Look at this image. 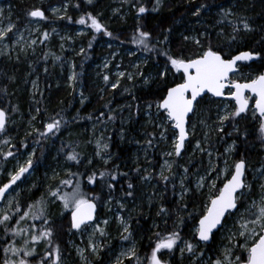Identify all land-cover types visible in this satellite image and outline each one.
I'll use <instances>...</instances> for the list:
<instances>
[{"label": "trees", "instance_id": "1", "mask_svg": "<svg viewBox=\"0 0 264 264\" xmlns=\"http://www.w3.org/2000/svg\"><path fill=\"white\" fill-rule=\"evenodd\" d=\"M6 1L11 3L17 17L20 18L17 28L32 19L28 16V12L34 8L45 10L47 19L40 21L42 36L38 42L41 48L37 53L28 58L0 60V89H7L6 92L0 91V108H4L8 113L7 130L0 133V152L12 151L14 155L31 154L32 167L29 170L33 174L31 178L27 177L28 173L24 174L21 179L24 182L28 181L25 184L26 188L14 198L11 207H7L3 213H0V218L3 214L13 215L10 226H15L14 221L20 214L27 211L29 204L34 203L42 195L45 199H52L47 195L49 186L53 188L59 186L62 192L70 193L77 182L81 190L89 197L100 196V200L96 202L97 217L104 218L102 205L105 202L111 199L114 205L120 200L132 203L139 199L143 194L144 183L147 182L142 177L150 175L149 180L156 185V190L146 192L150 197L149 200L142 201L137 213L132 215L129 221L132 236L129 240H123L121 235L110 245L105 242L104 251L101 253L102 264H111L119 241L123 244L135 241L140 264H147V257L157 240L156 233H160L161 236L167 235L176 229L178 218L181 217L184 222L178 230L182 241L199 243L194 237V232L208 201L205 191H195V176L207 170L205 155L200 154L199 157L187 159L186 155L192 143L190 140L183 155L179 158L173 156L171 159L172 162L174 161L172 173H165L174 178L168 182L161 181L159 173L165 159L162 154L166 150V145L161 141L159 130L155 127L150 128L145 122V109L148 104H153L150 109L153 113L157 112L155 102L159 101L164 94V87L180 82L179 74H176L175 80L170 75L168 84H162L158 73L162 70L166 57L159 53L167 51L171 55L182 53L189 56L202 51L203 49L195 45L193 38L199 39L205 49L211 44L214 49L221 50L224 54L236 55L240 51L247 50L264 52V42H261L264 38V0H239V7L236 6L237 0H194V2L161 0L159 5L156 4V0H132L131 3H126L124 0H94L91 5L87 4L86 0H51L41 5L37 0ZM65 3L68 6L65 15L62 16L63 19L49 15V6ZM76 4L80 7H75ZM200 4H206L208 7L203 9L199 16H194L193 12ZM139 6L146 7L148 11L138 14ZM153 7H157L158 10L152 11ZM229 8L235 12V15L225 19L221 9ZM87 13L97 16L112 36L109 37L102 32L97 33L89 26V34L74 39L75 30L81 25L77 21L81 16L87 20ZM69 17L71 20L68 19ZM241 17L247 18L255 31L241 32L237 40L233 42L231 41L232 23L239 24ZM138 27L142 31L151 33L148 43L152 51H147L142 45L133 42V37L138 35ZM66 31L70 32L71 38L65 50L58 49L55 36L57 33ZM44 32L49 33L47 40L43 39ZM185 36L189 39L185 40ZM108 42L117 44L121 52L125 50L136 52L145 60L144 65L138 69V77L130 81L121 80L116 89L111 86L112 78L101 85L95 83L91 77L93 65L102 57L109 55V50L104 47ZM69 66L72 68V74H77L71 88L67 86ZM241 69H249V76H255L264 71V63L259 60L249 64L244 63L240 66ZM146 80L148 83H145ZM33 81L36 82L37 93L32 92ZM208 97L205 96L198 107V110L205 112L206 121L211 116V101H207ZM37 108L40 109L39 113L36 111ZM109 116H113L114 119H108ZM33 117L35 119L31 124L34 128L31 130L27 127L26 121ZM51 118L61 119L59 131L49 133L47 137H41L39 132L45 131L44 125L50 122ZM258 122V118L254 121L248 119L239 121L235 123L239 132L233 130L232 124L230 125L233 130L231 136L226 135L230 131L224 129V132L216 133L209 140L207 148L215 155V165H218L219 169L222 168V162L226 158L224 150L233 141L236 148L229 159L231 163L241 158L245 159L248 165L246 181L249 182L251 179L249 174L251 170L258 167L260 163L264 164V139L259 131ZM94 123L112 125L108 147L111 160L107 164L95 155V148H93L95 133L92 132ZM166 134L170 144L173 139L172 129L169 128ZM5 139L10 141L8 145L3 144ZM149 140H152L151 146L147 143ZM73 150L80 154L82 158L80 164L66 160V155ZM142 151L146 153V158L150 161L146 163L141 161L139 155ZM89 159L92 160L91 164L87 163ZM55 164L64 165L65 171L59 178H55L56 180H51V169ZM9 165L5 162L4 156L0 155V186L8 182L5 173ZM147 166H150V171L145 170ZM184 167L189 169L186 184L193 188V191L181 201L178 178L183 175ZM69 172L78 173V175L69 176ZM93 172L97 174L94 185L89 184L87 179ZM100 172H106L109 175H106L104 180H100ZM125 173L127 175H124ZM112 175H116L115 181L111 179ZM65 179L71 180L72 184L61 185L60 181ZM226 179V175L218 179L217 187H222ZM19 181L16 184H19ZM108 183H112L115 187L109 190ZM128 183L134 186L132 197L125 195L129 190ZM215 194L214 192L213 195ZM17 203L20 206L19 213L16 212ZM184 204H187L186 209L183 207ZM55 205L48 204L47 216L56 229L54 240L60 245L62 264H76L69 243L74 240L76 234L68 231L70 213L63 210L59 200ZM58 206L60 209L52 214V210ZM125 206L127 209V204ZM162 207L167 210L166 213L157 215ZM125 210L122 212L124 213ZM189 213L193 215L189 216ZM226 223L227 220L225 225ZM33 225L35 228L32 230L37 233L45 227L42 219L31 218L21 222L20 226ZM220 230L216 232L210 244L197 248L195 256L186 252L181 259L177 249L172 253L164 250L162 258L170 261V264H210V259L221 257L218 249ZM12 241L13 237L5 236L0 228V262L4 256L3 246ZM22 241L23 237L15 238L17 246H22ZM179 246H183V243L180 242ZM35 247L38 254L43 256L46 249L45 243L41 241ZM201 252L203 256H200ZM91 264H101V261L95 259ZM124 264H136V259H125Z\"/></svg>", "mask_w": 264, "mask_h": 264}, {"label": "snow or ice", "instance_id": "2", "mask_svg": "<svg viewBox=\"0 0 264 264\" xmlns=\"http://www.w3.org/2000/svg\"><path fill=\"white\" fill-rule=\"evenodd\" d=\"M126 3H131L132 0H124ZM194 2V0H191ZM86 3L91 5L94 0H86ZM161 0H156V4L159 5ZM237 7H239V0H237ZM75 7L79 8L80 5L76 4ZM208 7L206 4H200L193 12L194 16H199L201 11ZM157 7H153L152 11H157ZM53 14L61 11L60 8H51ZM63 11H67V5L64 6ZM148 9L144 6L138 7V14H143L147 12ZM222 15L225 19L229 16H234L235 12L229 9H221ZM2 12V10H0ZM28 16L33 19L46 20L47 16L45 10L42 8H34L28 12ZM87 20L84 16L77 21L79 24L84 25L87 21H90V27L94 29L97 33H103L109 37L112 33L107 31L104 25L100 22L97 16H93L91 13H87ZM63 19L64 17H60ZM71 20V18H68ZM240 23H232L231 41L235 42L237 36L241 33H249L255 31L252 25L249 23L247 18L241 17ZM222 22V21H221ZM15 25L9 23L7 27H0V45L3 48H8L9 45L5 42L11 40L12 37L9 35L14 32ZM55 31V29H53ZM138 35L133 37V42L137 45H142L145 50L152 51L149 48V40L151 38V33L147 31H142L137 29ZM49 38V33H43V39L47 40ZM22 35L15 43L19 44L22 40ZM185 40L189 37L185 36ZM167 40V37H165ZM193 42L203 49L198 53H193L192 55L185 56L184 54L171 55L169 52H160L159 55L166 57L165 64L162 70L158 73V77L163 85L168 84V78L171 75L173 80L176 78V74H179L180 82H175L171 86L164 87V94L161 95L159 101L155 102V107L157 109L158 116L163 117V122L158 125L163 131L160 132V138L167 140L168 137L165 133L169 128L172 129L173 139H172V151L164 153L168 157H181L184 153L186 141L189 139L190 134L195 130V124H190V119L192 115L196 114L197 108L200 106L201 101L204 99L206 94H211L214 98H223L224 100L234 101V107L231 111H228V105H225L223 110V115H218L219 122V132H224V124L226 121L235 122L237 118H243L242 114L249 112V103L254 101V107L252 111V117L261 120L259 131L262 138H264V71L256 74L255 76H249L241 82L239 79L234 77L240 73V63L239 62H251L259 60L264 63V52L256 50L240 51L236 55L224 54L221 50L214 49L211 44L205 49L203 44L199 39L193 38ZM264 42V38L262 41ZM36 41H31V44H35ZM260 43V42H258ZM91 43L89 44V47ZM83 51V50H82ZM6 53L0 49V55H5ZM47 71V69H45ZM124 73H119V76H123ZM77 74L73 73L69 79L75 81ZM104 81L107 83L109 77L105 75L103 77ZM131 79V76H129ZM145 83H148L146 80ZM33 87H36V82L33 81ZM119 87V83L112 84V88L116 89ZM227 89V91H226ZM0 91L6 92L7 89L3 88ZM250 93V95H246ZM153 104H148V108L151 109ZM15 111V109H13ZM37 113L40 109L37 108ZM59 115V114H58ZM103 115V113H101ZM91 118V117H89ZM35 119V117H33ZM108 119H114L113 116H109ZM8 123V113L4 108H0V133L6 132V125ZM203 123V121H201ZM61 127V119L51 118V121L44 125L45 131L39 132L41 137H47L49 133L58 132ZM233 130L239 132V129L233 123ZM38 131V130H37ZM226 135L231 136L232 133H226ZM10 141L5 139L3 144L8 145ZM148 145H152V140L147 141ZM25 147L27 145H24ZM14 147V145H13ZM97 147L101 148L99 142ZM108 144H104L101 150L106 151L108 149ZM236 144L235 141L231 145H228L224 150V155L228 156L235 151ZM195 149L205 152L206 149L203 148L200 142H197ZM100 151H97L96 155L100 156ZM209 157L212 156L211 152L207 153ZM5 159L7 157L13 156L12 151L0 152ZM80 154L73 150L71 153L66 155V160L69 162H74L75 164L81 163ZM110 159V158H109ZM108 163V160L104 161ZM88 164L92 163V160L87 161ZM173 162L165 160L164 165L161 167L159 174V179L164 182H168L174 177L171 175H166L167 171L169 174L172 173ZM225 167L219 169L218 165H211L206 175L197 176L195 182V191H201L205 187V183L208 182L209 188V199L208 203L204 206L203 213L200 215L198 220V226L195 229L194 237L198 242H203L205 245L213 240L215 232L224 228L225 222L229 216L238 215V219L233 227L236 231L229 229L228 245L225 246L222 251V258L217 257L214 260L210 259V264H264V182L260 183L259 188V199H254L252 197L253 185L246 181V171L248 165L245 159L241 158L234 161L231 165L228 164V159L224 160ZM32 167L31 158L28 159L26 166H21L15 173H8L9 179L7 183L0 186V200L5 199V194L21 180L25 173L29 171ZM139 172V169H137ZM262 181H264V165L257 170ZM213 173H216L215 178L212 177ZM189 169L187 167L183 168V176L179 181L181 188L180 200L183 201L185 196L193 191V188L186 184L188 180ZM69 176H76L78 173L69 172ZM109 175L106 172H100V180H104L105 176ZM124 175H127L126 173ZM221 175H226L227 179L223 182L222 187H217L216 181L221 178ZM151 177L143 176L142 179L149 180ZM55 179V176L53 177ZM89 184H96L97 174L93 172L87 177ZM111 179L115 181L117 179L116 175H112ZM255 179V177H254ZM61 185L69 186L72 181L69 179L61 180ZM107 187L109 190L113 189L115 185L108 183ZM133 184L128 183L127 188L129 189L125 195L128 197L133 196ZM175 187V185H173ZM215 192V195L212 193ZM48 197L55 198L59 200L62 204L64 211L70 213L69 218V232L83 233L85 230L91 228L92 231L89 233L88 239V249H90L91 254L96 260L101 261V253L104 251V246L96 242L95 237L97 234L100 237H106L108 235L106 231V226L109 224L107 219L103 220L101 223L105 227H101L100 223H97V201L100 200L99 195L88 196L85 192L81 190L79 182L76 183L72 192H62L61 187L57 186L53 188L49 186ZM55 200L45 199L42 195L34 203L29 204L27 211H24L19 215L18 219L14 221L15 226H10V222L13 221V215L3 214L0 218V228H2L3 234L5 236L10 235L13 237L11 243H6L3 246V259L0 264H62L61 259V248L58 243L54 240L56 235V229L52 226V222L47 216V206L49 203H55ZM110 202V201H109ZM9 206H12V201H8ZM16 212H20V206L17 203L15 205ZM121 209L124 208L123 204H120ZM183 207L186 209L187 204ZM243 209V210H241ZM166 209L163 207L157 213H166ZM63 215V212H61ZM189 213V216H192ZM29 218L33 220H43L45 227H42L39 232L32 230L35 226L22 227L21 222L27 221ZM117 220L122 228L121 239L129 240L132 236L131 224L123 216L118 215ZM183 218H178V224L176 229L172 230L165 236H161L160 233H156L157 240L154 242V246L151 248V253L147 257V264H170V261L164 260L163 253L167 250L172 253L174 250L180 252L181 259H183L184 254L187 252L192 255H196L197 245L191 243L190 241L183 240L178 230L180 225L183 224ZM16 237H23L22 246H17L15 242ZM43 241L46 245L45 252L43 256H40L37 252L35 245ZM233 241H236L233 244ZM240 241H243L242 243ZM180 242L183 243V247H180ZM88 249H78V254L86 264H90L87 258L84 256V252ZM246 254V255H245ZM203 256V253H200ZM121 257L127 258L129 260L136 259V264H140L139 258L136 254L135 246L129 248L127 251H121L116 257L114 264H124V260ZM32 258V259H29Z\"/></svg>", "mask_w": 264, "mask_h": 264}, {"label": "rangeland", "instance_id": "3", "mask_svg": "<svg viewBox=\"0 0 264 264\" xmlns=\"http://www.w3.org/2000/svg\"><path fill=\"white\" fill-rule=\"evenodd\" d=\"M17 1V0H16ZM18 1H23V0H18ZM51 0H37L38 4L41 5L42 3H48ZM68 4L65 3L64 5H58V4H53L52 6H49L48 8V13L51 16H55V17H61L65 15V11H63L64 6ZM51 8H60L61 11L53 14L51 11ZM0 10H2V12H0V27H7L9 25V23L14 24L15 28H14V32L10 33L9 35L12 37L11 40H7L5 41L9 47L8 48H3V45H0V49H2L6 54L5 55H0V60L1 59H5L7 61H11V60H17L20 57L22 58H28L31 57L32 55H34L35 53H37L39 51V49L41 48L40 43L38 42L39 38L42 36V26H41V22L37 21L35 19H30L26 24L19 26V28H17V24L20 23V18L17 17V14L15 13L11 3L9 1L6 2H0ZM19 25V24H18ZM86 25V26H84ZM84 25H80L77 27V29L75 30L76 32L74 33L73 37L74 39H78V37L82 36V35H87L89 34V23H86ZM22 35L23 39L20 40V43L17 44L15 43V41L17 39L20 38V36ZM71 35L70 32L66 31V32H61V33H57L55 36V42L56 44H58V49H66L67 46V42L70 40ZM35 40L36 43L35 44H31V41ZM196 45V44H195ZM105 49L109 50V55L102 57V59H100V61H98L97 63H95L92 67V72H91V77L94 79L93 81L97 84H103L104 83V79L103 77L105 75L109 76V78H112V84L114 83H119L121 80L123 79H128L129 81L138 77V69L140 66L144 65L145 60L143 56L137 55L136 52H132L129 50H125L124 52H121L119 50V46L117 44H111V43H106L104 45ZM70 67V66H69ZM119 73H124L123 76H119ZM250 74L249 69H241L240 73L235 76V79H239L241 82H244V79L247 78ZM72 75V68H69L68 74H67V79H68V84L67 86L69 88L72 87V80L69 79V77ZM129 76H131V79H129ZM111 84V86H112ZM32 92L37 93L36 92V87H32ZM207 101H211L210 102V108H211V116L207 119L208 121H206L205 119V112L204 111H200V109L196 110V114L191 116L190 119V124L189 127L191 126V124H195V130L192 134H190L188 142L191 140V145L189 147V151L187 156V159H192L195 157H199L201 156L200 154L205 155V167H207L206 172L202 173L201 175L198 174L199 176H203L207 174V171L209 170L210 164L211 165H215V155H213V153L211 152L210 149L207 148L208 146V142L209 140L214 137V135L216 133H218V128H219V122H218V115H223V110L225 105H228V111H231L232 108L234 107V103L231 100H214L211 97H208ZM253 103L254 101H250V108H249V112L246 114H243V118H237V120L234 123H237L239 121H246L247 119L249 121H254L255 118L252 117V109H253ZM32 121H34V119H30L28 121H26L27 127L30 128L31 130H33L34 127H32L33 123ZM201 121H203V123H201ZM258 124H259V128H260V124H261V120L258 117ZM145 122L146 124L152 128L155 127L156 130H159V133L161 131H163L162 128L158 127L159 124H161L163 122V117L162 116H158L157 112L153 113L148 107L145 109ZM12 124V123H11ZM233 123L231 121H226L224 124V129H228V131L233 132L232 130V125ZM112 129V125H102L99 123H94L92 126V132L95 133V137H94V142H93V148H95V155L97 153V151H100V156L96 157L101 160V161H105L108 160V162H110L111 159L110 155L108 154V150L109 148L104 151L101 150L102 146L104 144H108L109 146V140H110V136H109V132ZM30 130V131H31ZM165 135L167 136V134L165 133ZM264 139V138H263ZM162 143H165L164 145H166V150L164 153L172 151V141L169 144L167 140H163L161 139ZM99 142L101 148L97 147V143ZM187 142V143H188ZM197 142H200L201 146L203 148L206 149L205 152H201L200 150L195 149V145ZM186 143V146L188 145ZM231 145V144H230ZM185 146V147H186ZM208 152L212 153V156L209 157L208 156ZM164 153L162 154V157H165L164 161H163V165L165 160L169 161L170 163L172 162L171 159L172 157H168L165 156ZM229 156H226V158L228 159V164L231 165V160L229 159ZM32 155L31 154H18V155H13L10 157H7V159L4 160L5 162H7L9 165L8 170L6 171L5 175L7 176V178L9 179L8 173H15V171H17L19 169V167L21 166H26L27 165V161L29 158H31ZM139 158H141V161L143 162H147L149 159L146 158V153L144 151H142L139 155ZM225 158V159H226ZM224 159V160H225ZM150 161V160H149ZM105 163V162H104ZM107 164V163H105ZM162 165V166H163ZM264 165L262 163L259 164L258 167H256L255 169L250 171V177L251 179L249 180L248 183H251L253 185V195L251 198L254 199H259V192H260V188L259 185L260 183L264 182L261 180L259 173H258V169L261 168V166ZM222 168L223 169L225 167L224 165V161L222 162ZM145 170H151L150 166H147L145 168ZM64 165L60 164V165H56L51 169V180H56L53 179V177L55 176V178H59L61 174H64ZM167 172V171H166ZM165 172V173H166ZM29 175L27 176L28 178L32 177V172L31 170H29L27 172ZM160 174V173H159ZM195 176V179H197V176ZM183 175L179 176L178 180L180 181L181 177ZM216 173H213L212 177H210L209 179H213L215 178ZM222 177H225V175H222ZM255 177V179H254ZM28 181L24 182L22 181V179L19 181V184H16L15 186H13L14 188L10 191V193L7 195V197L5 198L6 200L3 202V205L0 206V213H3V211L9 207V203L8 201L11 200L12 202L14 201V198L19 195L20 191L25 189L26 186L25 184ZM196 182V181H195ZM217 182V181H216ZM31 186V185H30ZM32 188V187H31ZM152 190L155 191L156 190V185L153 184L150 180H147V182L144 183V190H143V194L141 195V197L135 201H132V203H126L125 201H118L116 202L114 205H112V201L111 199H109L107 202H105L102 207H103V211L105 214L104 218H98L97 217V223H100L101 227H105L101 222L105 219H107L109 221V224L106 226V231L108 233V235L106 237H100L98 234L95 237L96 242L100 243L101 245H104V243L106 242L108 245H110L111 243L114 242V240H116L118 237H120L123 233H122V228L118 223L117 220V216L121 215L123 216L126 220H128V222L130 221V219L132 218V215H135L140 207V204H142L145 201L149 200V195L146 193L147 191ZM203 191H205L207 193V201L209 199V188H208V182L205 183V187L202 189ZM201 190V191H202ZM179 192H181V188L179 185ZM214 194V192L212 193V195ZM148 195V196H146ZM146 196V198H145ZM50 200H55V198H52ZM110 201V202H109ZM143 201V202H142ZM57 200H55V203H49V205L51 206H56ZM120 204L124 205V208L121 209L119 207ZM125 204H127L128 208L126 209ZM60 206L56 207V209L52 210V214L54 212L57 211V209L59 210ZM126 209V210H125ZM122 210H125V212L123 213ZM243 210V209H241ZM238 219V215H233V216H229L227 218V223L224 226V228H222L220 230V234H219V244H218V249L220 250V254H221V258H222V251L224 249L225 246H229L228 245V236H229V229H231L232 231H236V229L233 227V225L236 223ZM112 227V228H111ZM92 229L89 228L87 230H85L82 234L81 233H76L75 234V238L72 241H69L70 243V250L72 252V254L74 255V260L76 261V264H86V261L83 260L81 258V256L78 254V249H88V239H89V233H91ZM119 241V240H118ZM241 243L243 241H240ZM236 241H233V244H235ZM20 244V243H19ZM133 245L135 246L136 249V242L135 241H129L128 244H123L122 242L119 241V244L117 245V248L114 250V256L111 260V264H114V261L116 259V257L120 254L121 251H127L129 248L133 247ZM197 248H201L202 246H204V244L202 243H197ZM183 247V246H181ZM192 255V254H191ZM84 256L87 258V261L90 262V264L92 263V260H95V257L91 254L90 249H88L87 251L84 252ZM195 256V255H192ZM121 259L125 260L127 258L121 257ZM66 264V263H64Z\"/></svg>", "mask_w": 264, "mask_h": 264}, {"label": "water", "instance_id": "4", "mask_svg": "<svg viewBox=\"0 0 264 264\" xmlns=\"http://www.w3.org/2000/svg\"><path fill=\"white\" fill-rule=\"evenodd\" d=\"M6 0H0V2H5ZM35 20H38V19H35ZM39 21H41V20H39ZM252 62H254V61H251V62H239L240 63V65H242V64H244V63H252ZM227 90V89H226ZM246 95H250V93H246ZM206 96H211V94L209 93V94H206ZM214 98V97H213ZM215 99H217V100H222L223 98H215ZM233 103L235 104V102L233 101ZM253 107H254V103H253V105H252ZM249 108H250V104H249ZM243 115V114H242ZM190 116H192V114H190ZM257 118H258V114H257ZM188 142V140L186 141V143ZM13 189V187L11 188V189H9V191L5 194V198H6V196L10 193V191ZM5 201V199H3V200H0V206L3 204V202ZM97 212H98V207H97ZM97 212H96V216H97ZM69 218H70V214H69ZM197 226H198V223H197ZM216 232H218V231H216ZM216 232H215V234H216ZM74 233V232H73ZM200 243H202V244H204L203 242H200ZM211 243V241L208 243V244H210Z\"/></svg>", "mask_w": 264, "mask_h": 264}, {"label": "flooded vegetation", "instance_id": "5", "mask_svg": "<svg viewBox=\"0 0 264 264\" xmlns=\"http://www.w3.org/2000/svg\"><path fill=\"white\" fill-rule=\"evenodd\" d=\"M7 197V196H6ZM6 200V199H5Z\"/></svg>", "mask_w": 264, "mask_h": 264}]
</instances>
